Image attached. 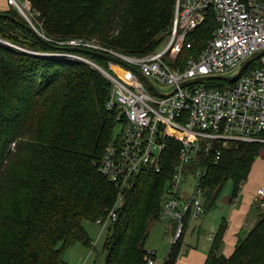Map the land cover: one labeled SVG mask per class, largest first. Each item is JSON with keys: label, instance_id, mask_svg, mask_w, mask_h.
<instances>
[{"label": "trees", "instance_id": "trees-1", "mask_svg": "<svg viewBox=\"0 0 264 264\" xmlns=\"http://www.w3.org/2000/svg\"><path fill=\"white\" fill-rule=\"evenodd\" d=\"M31 1L39 13L35 26L45 37H93L129 56L148 55L165 43L176 5V0ZM1 12L15 19L0 17V37L37 52L62 48L43 43L16 8ZM215 27L210 12L187 37L193 47L180 54L181 67L184 59L206 47ZM37 52L0 44V264H69L70 247H94L86 222L105 220L120 193L123 206L105 229V264H146V241L152 224L163 221L162 202L180 144L165 154L163 173L143 171L121 189L99 171L108 143L117 134L118 111L107 108L110 81L87 62ZM73 53L104 67L108 63L107 58ZM220 81L210 79V87ZM263 151L264 143H235L207 161L205 212L216 206L229 180L233 196L239 193ZM261 208L259 221L230 256L220 252L227 228L223 221L205 264H264ZM173 222L175 232L178 222ZM191 223L187 217L184 236L171 244L164 264H177L185 254L183 238ZM150 256L156 260L155 252Z\"/></svg>", "mask_w": 264, "mask_h": 264}, {"label": "built area", "instance_id": "built-area-1", "mask_svg": "<svg viewBox=\"0 0 264 264\" xmlns=\"http://www.w3.org/2000/svg\"><path fill=\"white\" fill-rule=\"evenodd\" d=\"M7 1L46 38L35 26L39 13L29 0ZM174 11L165 43L145 56L118 53L83 39L55 42L58 46H80L120 58L121 62L108 59L106 67L65 49L37 52L0 37V44L14 51L84 61L108 78L111 90L107 108L118 111L117 134L108 143L99 171L121 189L131 186L143 171L163 173L165 154L173 150L176 142L180 144L161 208L162 220L178 222L172 244L184 236L187 217L194 222L205 212L207 161L212 156L219 158L223 149L235 143H264V0H176ZM210 12L216 27L209 42L199 54L184 59L181 67L180 54L193 47L187 37ZM33 14L36 23L31 20ZM260 52L262 55L235 80L219 78L239 73L243 64ZM132 66L142 71L161 95L150 89ZM233 70L234 74H228ZM198 78L202 81L194 83ZM212 78L221 81L210 87ZM154 81L171 89L163 92ZM185 82L190 83L182 85ZM254 201L264 208V186L258 189ZM122 204L120 193L107 218L96 220L102 230L117 218ZM151 252L146 264H164L151 257Z\"/></svg>", "mask_w": 264, "mask_h": 264}, {"label": "crops", "instance_id": "crops-1", "mask_svg": "<svg viewBox=\"0 0 264 264\" xmlns=\"http://www.w3.org/2000/svg\"><path fill=\"white\" fill-rule=\"evenodd\" d=\"M10 8L8 1L0 0V12ZM264 152V151H263ZM264 161V158H263ZM253 170V169H252ZM243 184L236 196L225 198L222 218L211 217L205 212L199 220L192 222L186 229V252L176 261L177 264H205V260L213 248L215 233L221 223L227 224L221 250L226 256L235 250V245L243 239L259 221L262 208L254 201L258 189L264 186V165L261 174L257 168ZM259 174V176H257ZM155 253H157L155 251Z\"/></svg>", "mask_w": 264, "mask_h": 264}, {"label": "rangeland", "instance_id": "rangeland-1", "mask_svg": "<svg viewBox=\"0 0 264 264\" xmlns=\"http://www.w3.org/2000/svg\"><path fill=\"white\" fill-rule=\"evenodd\" d=\"M29 1L32 3L31 0H29ZM31 20L33 23H36V15L35 14L31 15ZM168 35H167L166 39L168 38ZM74 39H83V40H86L88 42L101 44V43H99V41L96 38H93V37L90 39H84V38H80V37H77ZM45 41H47L50 44H53L55 42H59L56 40H51L47 37L45 38ZM61 47H63L61 49L65 48L68 51H70L69 48H76V47H80V46L62 45ZM81 48H83V47H81ZM109 49H111V48H109ZM114 51L117 52L116 50H114ZM43 53H46V52H43ZM118 53H122V52H118ZM110 55L117 57L114 54H110ZM63 57H65V56H63ZM166 59L168 62L171 63V60L169 59L168 56L166 57ZM89 60H93V59H89ZM235 72H236V70H233L228 74H234ZM154 83L163 92H166V91L171 89V87L160 85L155 81H154ZM201 85L206 86L207 84L201 83ZM263 158H264V152H262L261 155L259 156V158L257 159L256 163L252 167V169H253L252 171H254V169L257 168V171L261 174L260 171L262 169V165H264ZM251 174L256 176L253 172H251ZM251 174H250V176H251ZM257 176H259V174ZM224 187L225 188L223 189L220 197L218 198V200L216 202L217 203L216 206H214L213 209L207 211V214L211 217L215 216V217H218L219 219H221L222 218L221 216L223 214L222 211L225 208V202H223V200L225 198H228L229 196L233 195L234 187H233V182L231 180H229ZM241 187L243 188V185ZM86 228L89 232V235L93 239V246L95 248L93 247L92 249H89L83 243H76L75 245H73L72 247H70L67 250V254H66L67 261L69 262V264H105L107 254L102 249H103L104 241L107 237V230H105V229L102 230V228L97 223H92V222H86ZM173 231H174V222L171 219L170 220L166 219L163 221H155L151 226L150 236L148 237V239L146 241V249H148L149 251H152V252H155V251L157 252L156 253V260L159 263H162L166 259V257L168 256V254L170 252L171 244H172L171 243V236L174 234ZM186 250H187V248H186Z\"/></svg>", "mask_w": 264, "mask_h": 264}, {"label": "water", "instance_id": "water-1", "mask_svg": "<svg viewBox=\"0 0 264 264\" xmlns=\"http://www.w3.org/2000/svg\"><path fill=\"white\" fill-rule=\"evenodd\" d=\"M8 17V18H10V19H15V16L14 15H11V14H9V13H4V12H1L0 13V17ZM28 29L29 30H33L35 33H36V35L38 36V38L43 42V43H46L47 41H45V38L40 34V33H38V31L37 30H35L34 28H33V26L32 25H28ZM63 48V47H62ZM65 49V48H64ZM65 50H67V49H65ZM69 50L71 51V52H81V53H84V54H88V55H96V56H100V57H103V58H107V59H109V60H112V61H117V62H121V60H120V58H118V57H115V56H112V55H110V54H108V53H104V52H101V51H96V50H93V49H86V48H81V47H76V48H69ZM260 55H262V52H260L257 56H254L253 58H250V59H248L244 64H243V66L241 67V69H240V72L239 73H237V74H235V75H232V76H225V77H219V78H221V79H223V80H225V79H227V80H229V81H233V80H235L239 75H240V73L245 69V67L250 63V62H252V61H254V59H256L257 57H259ZM87 60H89V59H87ZM90 62V61H89ZM132 70L133 71H135V72H137L138 74H139V76L143 79V81L147 84V86H149V88L150 89H152L156 94H159V95H161V92L153 85V83L152 82H150V80L146 77V75L142 72V71H140V70H138L137 68L135 69V67H133L132 66ZM199 81H202V79L201 78H198V79H195L193 82L194 83H196V82H199ZM190 83V82H189ZM188 82H185V83H183L182 85H187V84H189Z\"/></svg>", "mask_w": 264, "mask_h": 264}]
</instances>
